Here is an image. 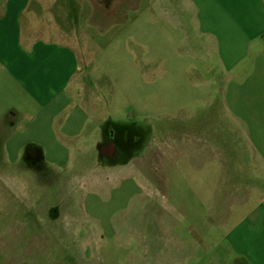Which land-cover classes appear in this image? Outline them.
I'll list each match as a JSON object with an SVG mask.
<instances>
[{
    "label": "rangeland",
    "instance_id": "obj_1",
    "mask_svg": "<svg viewBox=\"0 0 264 264\" xmlns=\"http://www.w3.org/2000/svg\"><path fill=\"white\" fill-rule=\"evenodd\" d=\"M99 1L109 18L79 16L62 39L77 52L84 101L72 94L71 117L60 120L81 135L97 125L100 137L87 150H64L46 119L10 116L16 125L0 148V264H128L145 254L158 201L177 223L179 192H198L203 207L215 190L230 202L264 193V36L254 38L249 19L258 0ZM102 145L115 147L114 159ZM163 146L171 147L164 157ZM147 148L156 149L150 162ZM72 153V166L61 165ZM136 158V178L122 171L88 194L90 172Z\"/></svg>",
    "mask_w": 264,
    "mask_h": 264
},
{
    "label": "crops",
    "instance_id": "obj_2",
    "mask_svg": "<svg viewBox=\"0 0 264 264\" xmlns=\"http://www.w3.org/2000/svg\"><path fill=\"white\" fill-rule=\"evenodd\" d=\"M106 3L99 0L98 3L93 0H0L1 150L9 144L3 135L16 125L10 121V116L13 119L31 117L33 124L40 122V118L46 119L51 130L56 128L64 135L63 145L54 141L64 150H87V144H97L100 137L97 125H92L89 134L81 135L60 120L71 117L68 111L72 94L84 101L77 52L62 39L72 37L79 16L87 21L96 14L99 18H109ZM257 3L258 14L249 19L257 24L254 38L261 39L264 36V0ZM41 29L44 34L40 35ZM262 63L264 65V45ZM99 149L101 155L114 159L113 145H102ZM156 149H160L164 157L171 147ZM156 149H146L145 161L157 158ZM65 159L61 165L71 167L67 161L73 160L74 154ZM138 163L136 158L108 173L90 172L88 194L101 191L104 180L111 181L117 176L122 179V171L126 173L125 180L136 178ZM52 165L59 164L54 161ZM148 195L158 198L154 191ZM178 195L183 200L180 221L176 223L170 214L171 208L162 200L158 201L160 208L147 227L146 242H142L145 254L129 259L128 264H264V193L252 192L244 199L230 202L226 197H219L215 190L210 193L206 207L196 191L179 192ZM234 218L238 221L219 238L217 230L224 229Z\"/></svg>",
    "mask_w": 264,
    "mask_h": 264
},
{
    "label": "flooded vegetation",
    "instance_id": "obj_3",
    "mask_svg": "<svg viewBox=\"0 0 264 264\" xmlns=\"http://www.w3.org/2000/svg\"><path fill=\"white\" fill-rule=\"evenodd\" d=\"M113 136H114V134H112V133H110L109 135L105 134V138H106L107 141H111Z\"/></svg>",
    "mask_w": 264,
    "mask_h": 264
}]
</instances>
